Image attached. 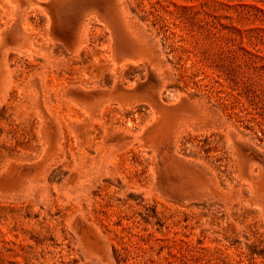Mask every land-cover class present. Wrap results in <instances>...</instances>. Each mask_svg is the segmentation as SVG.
Here are the masks:
<instances>
[{"label":"rangeland","instance_id":"1","mask_svg":"<svg viewBox=\"0 0 264 264\" xmlns=\"http://www.w3.org/2000/svg\"><path fill=\"white\" fill-rule=\"evenodd\" d=\"M0 264H264V0H0Z\"/></svg>","mask_w":264,"mask_h":264}]
</instances>
